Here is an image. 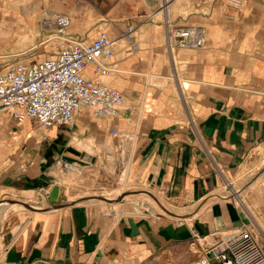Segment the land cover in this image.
<instances>
[{
  "label": "crops",
  "instance_id": "1",
  "mask_svg": "<svg viewBox=\"0 0 264 264\" xmlns=\"http://www.w3.org/2000/svg\"><path fill=\"white\" fill-rule=\"evenodd\" d=\"M170 1L171 24L205 27L206 44L172 55L165 19L156 18L163 1L129 25L131 37L121 27L109 33L112 74L85 73L123 93L117 116L82 110L73 127L46 130L0 112V208L49 201L61 186L59 207L49 201L25 221L0 209V264H190L202 253L198 239L241 229L264 249V2L226 12L224 0ZM115 128L134 148V179L166 214L117 217L125 209L118 202L107 213L62 195L51 169L83 162L80 144Z\"/></svg>",
  "mask_w": 264,
  "mask_h": 264
},
{
  "label": "rangeland",
  "instance_id": "2",
  "mask_svg": "<svg viewBox=\"0 0 264 264\" xmlns=\"http://www.w3.org/2000/svg\"><path fill=\"white\" fill-rule=\"evenodd\" d=\"M162 1L165 4L167 2V0H0V73L18 62L32 63L56 55L59 44L55 25L57 14H70L74 18V24L70 27L69 34L73 37L79 35L80 40L91 42L101 32L119 33V27L126 31L129 25H135L138 20L152 13ZM162 10L159 9L156 18L166 20ZM125 138L123 135L115 136L109 132L102 141L88 139L79 143L80 146L84 144L82 148L88 153V158L69 166L56 163L51 169L52 177L62 185V195L71 203L91 200L103 208L104 212L112 213L111 211H115L113 203L124 200L120 204L124 205V211L118 214L114 212L117 217L166 214L158 197L154 196L151 189L143 186L144 182L135 180L134 173L128 178L126 172L134 159V148L132 143L125 141ZM105 198L108 200H104ZM133 200L142 203L141 213L136 212ZM15 201L17 200L5 204L6 207L4 205L3 208H6V214L14 216L16 221H25L26 214H34L33 211H37L38 208L51 206L47 195L39 203L25 202L32 208ZM200 242L203 245L206 243L202 239Z\"/></svg>",
  "mask_w": 264,
  "mask_h": 264
},
{
  "label": "built area",
  "instance_id": "3",
  "mask_svg": "<svg viewBox=\"0 0 264 264\" xmlns=\"http://www.w3.org/2000/svg\"><path fill=\"white\" fill-rule=\"evenodd\" d=\"M207 1L198 0L199 3ZM246 1L224 0V11H236ZM165 7L163 3L160 9ZM167 20L166 43L172 55L176 48L201 49L205 46V27L175 26ZM72 24L70 14L56 15L59 44L54 57L32 63L18 62L0 73V112L12 113L18 122L34 118L46 130L54 126L73 127L82 110H88L95 118L117 116L123 93L85 73L94 66L98 76L112 74L113 69L104 60L115 55V40L107 32H101L91 42L78 40L69 34ZM134 32L135 28L129 26L121 36L129 38ZM111 133L123 135L116 128ZM212 236L204 245L197 240L202 253L190 264H264V249L249 229L217 232Z\"/></svg>",
  "mask_w": 264,
  "mask_h": 264
},
{
  "label": "bare ground",
  "instance_id": "4",
  "mask_svg": "<svg viewBox=\"0 0 264 264\" xmlns=\"http://www.w3.org/2000/svg\"><path fill=\"white\" fill-rule=\"evenodd\" d=\"M170 0H167V2H166V7H165V9H163L162 10V12H163V14L165 15V17H166V19H169V15H170V13H169V8H170ZM47 15V14H46ZM54 24V23H53ZM52 24V25H53ZM133 166L132 165H130V166H128V169H127V175H128V178H130L131 176H132V168ZM232 190V189H231ZM236 191V190H235ZM92 195V194H91ZM238 197V196H237ZM95 198V197H94ZM124 200H121V201H118V203L119 204H122V202H123ZM134 201V200H133ZM2 204H8V203H6V202H4V203H2ZM3 205V206H4ZM134 208H135V210H136V212H138V213H140L141 212V210L143 209V206H142V203L140 202V201H134ZM3 206L0 208V209H4L3 208ZM5 207H6V205H5ZM214 236H212V235H210V236H208V237H206L205 239H203V240H205V241H208V240H210L211 238H213Z\"/></svg>",
  "mask_w": 264,
  "mask_h": 264
},
{
  "label": "water",
  "instance_id": "5",
  "mask_svg": "<svg viewBox=\"0 0 264 264\" xmlns=\"http://www.w3.org/2000/svg\"><path fill=\"white\" fill-rule=\"evenodd\" d=\"M60 198H61V186L59 184H55L50 191L49 201L54 207H59ZM104 200H108V198H105ZM15 202H20V201H15ZM20 203L26 205L29 208H32V206H30L25 202H20Z\"/></svg>",
  "mask_w": 264,
  "mask_h": 264
}]
</instances>
